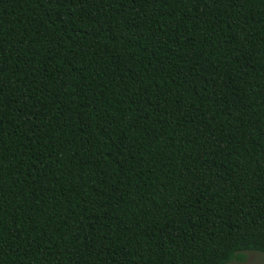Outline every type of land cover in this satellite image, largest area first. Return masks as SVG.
I'll use <instances>...</instances> for the list:
<instances>
[{"label": "trees", "instance_id": "1", "mask_svg": "<svg viewBox=\"0 0 264 264\" xmlns=\"http://www.w3.org/2000/svg\"><path fill=\"white\" fill-rule=\"evenodd\" d=\"M262 248L264 0H0V264Z\"/></svg>", "mask_w": 264, "mask_h": 264}, {"label": "rangeland", "instance_id": "2", "mask_svg": "<svg viewBox=\"0 0 264 264\" xmlns=\"http://www.w3.org/2000/svg\"><path fill=\"white\" fill-rule=\"evenodd\" d=\"M257 253V259L255 261V264H264V253L256 252V251H247L246 252V260L240 261V260H234L230 262L229 264H249V259L252 255V253Z\"/></svg>", "mask_w": 264, "mask_h": 264}, {"label": "snow or ice", "instance_id": "3", "mask_svg": "<svg viewBox=\"0 0 264 264\" xmlns=\"http://www.w3.org/2000/svg\"><path fill=\"white\" fill-rule=\"evenodd\" d=\"M259 251H260V253H264V248L260 249ZM256 259H257V253L254 252V253H252V255L249 259V264H255Z\"/></svg>", "mask_w": 264, "mask_h": 264}]
</instances>
